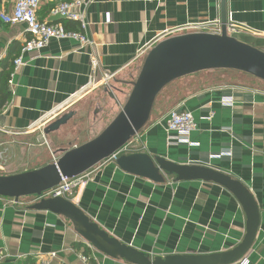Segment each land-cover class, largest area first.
<instances>
[{"label": "crops", "instance_id": "0c3cea01", "mask_svg": "<svg viewBox=\"0 0 264 264\" xmlns=\"http://www.w3.org/2000/svg\"><path fill=\"white\" fill-rule=\"evenodd\" d=\"M15 1L0 0V14L9 12ZM73 1L41 0L38 20L78 31L77 23L50 13L58 4ZM76 1L81 3L85 35L92 46L52 40L39 51L22 53L29 40L25 26L5 25L0 20V73L11 70L7 84L11 97L0 111V136L34 130L45 136L44 129H38L41 119L88 92L93 71L90 56L98 63L95 82L113 74V83L128 86L123 79L135 74L157 43L197 25L208 24L207 32L218 34L222 15L228 36L243 43H247L243 37L264 40V0ZM142 51L145 54L136 58ZM16 58H21L23 66L13 72ZM184 81H174L160 92L154 103L170 91L175 101L168 108H152L125 155L147 154L179 165L203 166L240 182L255 201L259 225L251 248L234 264H264V87L218 85L177 97ZM223 97L232 98L231 107L220 104ZM171 110L192 115L196 127L189 140L197 146L169 143L166 120ZM222 152L230 156L213 158ZM57 159L53 156L28 171ZM88 173L90 179L75 190L73 203L109 237L151 259L225 253L244 238L245 213L219 185L175 182L171 176L156 184L121 171L112 161ZM34 203L28 197L16 203L0 198V264H17L27 258L35 264H127L96 252L64 217L29 210ZM51 254L55 255L52 259Z\"/></svg>", "mask_w": 264, "mask_h": 264}, {"label": "water", "instance_id": "95a60500", "mask_svg": "<svg viewBox=\"0 0 264 264\" xmlns=\"http://www.w3.org/2000/svg\"><path fill=\"white\" fill-rule=\"evenodd\" d=\"M220 33H190L167 38L146 54L131 91L117 116L95 138L64 152L55 162L21 174L0 176V198L15 203L24 197H40L55 188L61 178H76L128 145L147 124L160 92L179 79L201 72L226 70L248 75L264 83V53L230 37L222 15ZM66 114L43 133L57 131L71 118ZM123 172L161 184L164 177L175 182L200 181L214 183L231 193L246 216L242 242L225 253L208 256H171L149 258L144 253L119 243L99 229L73 203L62 198L41 199L29 210L46 211L67 219L76 234L96 252L127 264H234L251 248L259 225V213L249 191L227 175L203 166L171 163L147 154L121 155L115 161Z\"/></svg>", "mask_w": 264, "mask_h": 264}, {"label": "rangeland", "instance_id": "374dc122", "mask_svg": "<svg viewBox=\"0 0 264 264\" xmlns=\"http://www.w3.org/2000/svg\"><path fill=\"white\" fill-rule=\"evenodd\" d=\"M240 38L241 37H238ZM247 45L264 53V40L245 38ZM144 59V58H143ZM142 59V61H143ZM140 67L134 75L125 77V83L101 84L75 100L63 116L71 114V118L57 131L43 136L39 130L26 135L0 136V174L9 175L34 169L50 161L53 156L60 157L64 152L79 147L99 135L109 123L117 116L131 91L133 83L139 73ZM177 97L187 94L195 89L218 85L239 86L246 88H262L264 83L239 72L216 70L201 72L184 78ZM167 93V92H166ZM174 97V98H173ZM171 91L163 94L153 110L168 108L175 101ZM44 131V130H43ZM131 142V141H130ZM30 201L37 202L35 197H28Z\"/></svg>", "mask_w": 264, "mask_h": 264}, {"label": "built area", "instance_id": "2783aa9c", "mask_svg": "<svg viewBox=\"0 0 264 264\" xmlns=\"http://www.w3.org/2000/svg\"><path fill=\"white\" fill-rule=\"evenodd\" d=\"M41 0H16L13 7L9 12L0 14V20L5 25H24L26 33L29 36V40L26 42L22 49V53H31L43 49L50 41H60V40H72L79 44L81 48L92 46V42L86 37L85 30L87 28V22L85 20L83 12L79 11L81 6L80 1L74 0L73 2H62L58 4L51 10V15L62 19L63 21L77 23L78 31L67 30L61 24H46L40 22L37 18V11L39 9ZM208 24L197 25L196 27L187 28L183 31H188V33L178 34L176 36L193 33H210L207 32ZM179 31V32H183ZM220 33V32H219ZM218 33V34H219ZM176 34V33H172ZM213 34V33H212ZM172 37H175L172 36ZM171 38V37H168ZM167 39V38H166ZM165 40V39H164ZM145 51V50H144ZM140 52L136 58H140L145 53ZM90 64L92 67V74L89 77V85L87 87L88 91H91L96 86L101 84H109L113 81V74H104L100 81L95 82V70L97 68V60L93 56H90ZM23 66L21 58H16L13 61V72H15L19 67ZM75 101V100H74ZM74 101H70L66 105L59 107L52 113L45 115L39 125L38 129H45L53 121L58 119L63 115V112L73 104ZM220 104L225 107H231L233 104L232 98L223 97ZM167 132L169 133L168 141L169 143L187 145L189 147L197 146L194 143H190V135L195 130V122L192 115L188 112H179L176 110H171L168 113L166 120ZM129 144L115 152L108 160L115 163L118 157L128 153ZM229 152H222L215 155L213 158L219 159L220 157H229ZM55 162V161H54ZM89 172V171H88ZM86 172L76 178L68 179L61 178L60 183L53 189L43 192L40 197H35L38 201L41 199H55L62 198L73 203L75 190L79 187L85 185L89 181V173ZM74 204V203H73ZM75 205V204H74ZM55 255L51 254L50 259L54 258ZM39 264H49L48 261H43ZM242 264H246L242 262Z\"/></svg>", "mask_w": 264, "mask_h": 264}, {"label": "trees", "instance_id": "16d2710c", "mask_svg": "<svg viewBox=\"0 0 264 264\" xmlns=\"http://www.w3.org/2000/svg\"><path fill=\"white\" fill-rule=\"evenodd\" d=\"M10 74H11V70L0 73V111L8 103L11 97V93L7 87V84L10 80ZM17 264H35V262L32 259L27 258L23 261L17 262Z\"/></svg>", "mask_w": 264, "mask_h": 264}]
</instances>
